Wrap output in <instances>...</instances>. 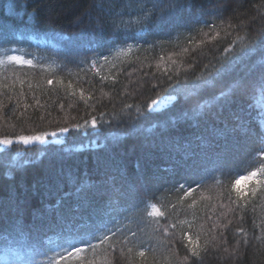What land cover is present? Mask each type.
I'll return each mask as SVG.
<instances>
[{"label": "trees", "instance_id": "1", "mask_svg": "<svg viewBox=\"0 0 264 264\" xmlns=\"http://www.w3.org/2000/svg\"><path fill=\"white\" fill-rule=\"evenodd\" d=\"M124 5L125 0H0V58L14 53L9 50L14 48L17 55L22 53L25 57L30 52L54 64L52 70L38 64L0 67V138L9 136L14 141L10 147L0 146V264H39L40 261L47 264L54 252L48 251L47 255L44 252L48 248L55 249L57 234L72 218L71 209L82 202L75 192L82 180L93 185L86 194L99 206L101 200L96 193L112 178L119 185L124 180L142 177L149 181L154 174L163 176V181L148 183L149 195L154 197L152 202H157L156 197H164L162 203L167 211H180L181 217L187 212L191 219L192 210L187 209V204L195 198V210L200 219L196 221L197 228L189 233L195 239L201 223L206 222V228H210L213 221L227 211L220 206L217 198L220 190L212 187L214 181L210 177L205 181L206 187L197 188L193 196L184 201L182 209L171 207L181 195L172 190L180 183H191L194 173L203 171L202 153H227L229 175L225 182L239 178L236 174L245 169L252 158L264 159L257 151L264 147L260 143L264 135V91L258 86L249 88L243 97L234 98L224 107L213 108L197 121L180 119L181 111L191 108L198 98L203 103L207 96L219 95L222 89L240 78L255 81L260 57L228 61L229 70L216 88L198 98L173 93L174 87L188 84L206 73V64L211 68L217 58L234 57L238 53L249 35L264 23L261 20L264 0H195L196 10L204 14L203 19L210 22L209 26L196 24L194 29L204 31L191 33L181 28L178 31L182 35L176 39L177 31H172L138 36L133 32L113 40L109 38L110 29L101 39L95 32L96 20L110 19ZM131 10L135 11L136 6L132 5ZM229 21L233 28L228 29L230 35H226L224 29ZM241 22L247 31L236 27ZM212 23L218 26L215 31L210 30ZM81 33L83 39L78 35ZM190 35L195 36V40H191ZM127 44L139 45L142 51L115 62L107 76L95 71V67L100 68L101 58L110 54L113 47ZM226 48L237 51L226 52ZM48 80H52V84H48ZM81 92L85 99H81ZM170 93L172 98L166 104L146 107L152 99L158 98L157 94L169 96ZM89 96L92 98L87 99ZM101 113L109 123H98L95 131L89 127L87 133L72 129L58 138L61 143L51 137L49 143L43 145L15 143L17 135L50 131L58 126L71 128L92 116L101 121ZM235 114L242 116L248 132L236 139L225 138L221 133L226 125L233 127ZM170 138L184 149L190 142L195 154L185 160L183 152L176 150ZM64 148H71L72 152L65 153ZM252 170L255 169H249ZM244 174L247 175V171ZM249 190L243 189L249 193L245 197L247 208L238 215L229 213L233 223L227 229L215 230L217 236L220 231L225 233L227 245L209 246V250L202 253L203 264H264V243L256 239L264 236L261 231L264 192L250 198ZM59 215L65 217L63 223ZM207 216H212V220H207ZM16 221L19 228L14 226ZM217 222L226 221L221 218ZM241 226L248 234L249 243L242 245L238 259H233L222 249L227 246L231 250L243 235L236 232ZM132 239L141 245L138 250H146L148 264H153L154 260L156 264H165L171 245L163 242L170 237L152 232L149 227L144 232L138 231V236ZM203 241L201 236V245ZM92 243L98 241L92 240ZM80 246L86 249L81 253L86 261L95 259L96 264H105V246L101 245L95 256L86 244ZM150 248L156 249L155 254L147 251ZM175 248L181 257L185 254L179 238ZM109 259L112 264H126L120 257L119 247ZM136 259L139 262L141 258ZM175 261L174 257L173 264ZM67 264H80V260L69 258Z\"/></svg>", "mask_w": 264, "mask_h": 264}, {"label": "snow or ice", "instance_id": "2", "mask_svg": "<svg viewBox=\"0 0 264 264\" xmlns=\"http://www.w3.org/2000/svg\"><path fill=\"white\" fill-rule=\"evenodd\" d=\"M132 5L136 6L135 11L131 10ZM125 8L129 9V11L126 12ZM203 15V13L196 10L195 0H125L124 8L119 12H115L110 19L102 20L98 18L96 20L95 32L103 39L105 32L110 29L111 35L109 38L117 40L121 38V35L127 37L129 33L133 32L138 36L141 33L168 32L170 34L172 31H177V38H179L182 33L178 30L181 28L188 29L189 33L193 30L203 32V28H193L196 24L209 26L210 22L204 20ZM261 20L264 21V17H261ZM216 27L218 26L212 23L210 30L215 31ZM236 27H239L242 31L248 30L243 22L237 24ZM231 28H233V24L229 21L227 28L224 29L226 35H230L228 29ZM204 34L207 35V33ZM78 35L83 39V33ZM189 38L195 40V36L190 35ZM238 39L243 40L242 37H238ZM184 51L187 52L188 49L185 48ZM225 51L236 52L237 50L226 48ZM256 57H260L261 61L256 65L258 73L255 81H248L244 78L234 80L225 89H222L219 95L213 93L201 103L198 97L204 92H211L215 89L218 82L227 74L229 70L228 61H239L243 58L255 59ZM105 60H107V57H105ZM5 63L34 66L32 60H25L17 55H8L6 60L0 59V64ZM209 64H211V61H209ZM204 67L208 69L206 73H201L188 84L173 88L175 96L198 98L191 108L181 111V120L197 121L206 116L213 108L224 107L225 103H230L234 98L243 97L249 88L258 86L261 91H264V23L249 35L245 45L238 50L234 57L217 58L216 64H211V68H209L208 64ZM48 84H52V80H48ZM80 96L81 99H85L83 92H81ZM157 97V99H152L151 103L146 105L148 109L158 103L166 104L168 99L172 98V93L169 96H159L157 94ZM91 98V96L87 97V99ZM36 103L39 104V101L37 100ZM127 107L131 108L132 105H127ZM103 116L104 114L101 113V121L92 116L90 120L76 123L71 128L69 126H58L50 131L42 130L31 135H17L15 143L23 145L38 143L43 145L49 143V137L54 138L57 143H61L58 138L69 133L72 129L87 133L89 127L95 131L98 123H109L108 120L103 119ZM235 121L233 127L228 128L226 125L222 131L221 134L225 138L231 136L236 139L238 136L247 134L248 129L242 116L235 114ZM170 142L175 144L178 152H183L185 160L195 154L191 149L190 142H187L188 148L186 149L182 148L179 142L172 138H170ZM13 143V139L9 136L0 138V146L10 147ZM260 143L264 145V135L261 136ZM207 147L208 145L205 144V148ZM257 151L259 157H264V147ZM63 152L70 153L72 149L64 148ZM202 156L203 171L194 173L191 183H180L172 190L180 192L181 195L178 196L177 203L172 204L171 207L173 210L178 207L182 209L184 201L192 197L197 188L206 187L205 181L210 177L214 181L212 187L220 190L217 193V198L221 201L220 206L227 209L226 212L217 217V221L222 218L226 222L218 223L213 221L210 228H206V222L201 223L195 232V239H193V236L189 235V233L192 229L197 228L196 221L200 219L195 210L197 206L196 199L193 198L187 204V209L192 210L191 219L187 218L186 212L185 218L180 219V211H167L162 203L165 199L164 197H156L157 202L153 203L154 197L149 195L148 183L150 180L163 181L164 177L158 174H154L153 177L149 178V181H145L141 177L137 180H124L119 185L115 183V178H112V180L106 182L107 186L102 191L96 193L101 200L99 206L94 205L86 194L88 190L93 188V185L82 180L75 188L77 197L82 202L71 209L72 218L67 221L65 227L57 234L55 249L48 248L44 252V255H47L48 251L54 252V255L48 257L47 264H60L61 261H65V264H67L69 258L80 260V264H96L95 259L86 261L81 256V253L86 251L85 248L80 246L81 244H86L87 249L92 251L93 256H95L97 249L101 245L105 246V264H112V260L109 257L118 247L120 257L126 260V264H148L146 250H138L141 245L134 241L132 237H137L138 231L144 232L149 227H151L152 232H162L165 237L171 238L163 242L171 245L168 249L170 255L165 257V264H173L174 257L176 258L175 264H203L202 253H206L209 250V246L219 248L221 244L227 245L225 233L220 231L217 236L215 230L218 228L227 229L233 223V219L229 218V213L238 215L247 208L248 200L245 197L249 193L243 191L240 185L247 180L255 179L256 186L249 190L250 198H255L258 192H264V159L252 158L246 168L236 174L239 178H233L225 182L229 175L227 153L216 152L214 155H209L205 151ZM177 162L181 163L182 161ZM252 168L255 170L249 171ZM245 171H247V175L244 174ZM193 184L196 186L193 187ZM81 193H85V195L81 196ZM201 199H204V197H201ZM224 201H227V203H223ZM61 202L62 200L57 201V205L59 206ZM57 211H59L58 208ZM58 218L62 223L65 220L63 215H59ZM240 219H243L242 215ZM207 220H212V216H207ZM14 226L20 227L18 221L15 222ZM261 231L264 233V227L261 228ZM236 232L243 235L236 240L231 250L227 246L222 249L224 253H227L233 259H238L241 246L249 243L248 234L242 226L237 228ZM201 236L204 237L202 245L200 243ZM177 238L180 239L182 247L185 249V254L182 257L175 248ZM256 239L264 243V236L256 237ZM92 240H97L98 243H92ZM184 241L187 242L184 243ZM121 245L123 247H120ZM40 246L43 247L42 242ZM36 251L39 252V249H36ZM147 251H152L155 254L156 249L150 248ZM137 257L141 258L139 262L136 259ZM39 264H45V262L40 261ZM153 264H156L155 260Z\"/></svg>", "mask_w": 264, "mask_h": 264}, {"label": "rangeland", "instance_id": "3", "mask_svg": "<svg viewBox=\"0 0 264 264\" xmlns=\"http://www.w3.org/2000/svg\"><path fill=\"white\" fill-rule=\"evenodd\" d=\"M177 38V36H175V39ZM10 53H12L14 51V53L10 54V55H17L14 50V48H10ZM142 51V47L136 44H127V45H119V46H115L111 49L110 54H108L107 56V60H105V57L101 58V65H100V71L98 68L95 67V71L98 73H102L104 75H108L109 71H110V67L113 66L115 64V62L120 61L124 58H127L129 56H131L132 54H137L138 52ZM22 54V53H21ZM17 55L22 57V55ZM3 60H6L7 57H3L0 58ZM23 59L25 60H32L33 64H38L41 67L44 68H49L52 70L53 69V65L52 62L49 59H45L43 57H40L37 54L32 55L30 52L28 54L25 55V57H23ZM8 64H16V63H5V64H0L1 66L4 65H8ZM108 71V72H107ZM106 75V76H107ZM255 179L253 180H247L244 183H242L240 185V187L244 190H249L252 187H255ZM187 213V212H186ZM184 215H182V217L180 216V219H184L185 218V212L183 213ZM187 218H189V215L187 214Z\"/></svg>", "mask_w": 264, "mask_h": 264}]
</instances>
